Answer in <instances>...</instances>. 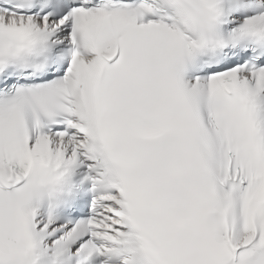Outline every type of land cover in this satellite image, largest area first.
Here are the masks:
<instances>
[{"label": "snow or ice", "instance_id": "1", "mask_svg": "<svg viewBox=\"0 0 264 264\" xmlns=\"http://www.w3.org/2000/svg\"><path fill=\"white\" fill-rule=\"evenodd\" d=\"M0 264H264V0H0Z\"/></svg>", "mask_w": 264, "mask_h": 264}]
</instances>
